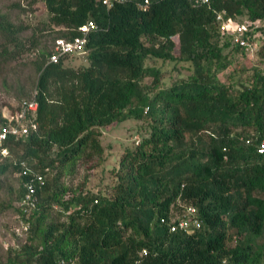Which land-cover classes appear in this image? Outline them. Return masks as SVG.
I'll return each instance as SVG.
<instances>
[{
    "label": "trees",
    "instance_id": "1",
    "mask_svg": "<svg viewBox=\"0 0 264 264\" xmlns=\"http://www.w3.org/2000/svg\"><path fill=\"white\" fill-rule=\"evenodd\" d=\"M27 1L44 4L58 38L79 36L89 21L96 28L86 36L87 64L64 67L69 56L48 64L50 52L36 55L34 33L29 45L21 39L30 24L0 15V57L34 53L38 73L37 130L0 144V177L18 174L19 202L30 178L22 164L43 177L37 209L27 216L16 207L32 236L7 264H264V44L259 66L237 78L244 50L214 15L260 22L264 43V0H148L145 11L143 0L109 9L102 0ZM126 121L144 131L124 149L110 189L72 192L65 176L101 158L102 128ZM187 207L199 229L173 232V213Z\"/></svg>",
    "mask_w": 264,
    "mask_h": 264
},
{
    "label": "rangeland",
    "instance_id": "2",
    "mask_svg": "<svg viewBox=\"0 0 264 264\" xmlns=\"http://www.w3.org/2000/svg\"><path fill=\"white\" fill-rule=\"evenodd\" d=\"M17 4L19 7L16 6ZM0 15L7 16L10 22L15 25L25 26L30 24V29L24 31L20 36L29 45L28 39L34 33L38 43L36 55L38 51L50 52L60 36V31L57 28H54V31L47 30L46 20H44L46 10L42 2L29 6L27 0H0ZM3 43V38L0 35V48ZM261 44H264L263 41L258 40V48ZM228 52L229 50H225L224 54ZM244 54L239 52L236 55L237 70L240 71L236 74L237 78L239 74L247 69L254 70L259 66L258 52L252 58ZM34 60V53L24 54L17 60L9 62L0 57V117L3 118L5 109L16 108L34 93L38 78V73L33 66ZM86 64L84 55L69 56L63 62L64 67L73 68L85 66ZM169 68L170 66L167 67V70ZM230 71H232V68H228L226 72L220 74V79L222 81L228 80L227 76ZM180 72L181 75L187 74L182 68ZM143 128V124L138 121H126L125 123L102 128L103 154L101 158L79 163L72 174L65 176L63 182L66 187L70 188L72 192L79 190L92 193L108 191L114 183V171L124 153V149L132 148L140 141L138 131H144ZM19 183L18 174L12 171L0 177V264H7L15 252H18L25 244L29 243V237L32 236L28 232L27 224L20 219L21 217L16 212V207H19L16 196L19 191ZM57 210L58 208H55V212L50 213L51 218H59L56 213ZM173 214V219H176L181 211L177 210ZM34 242L38 244V241L35 240Z\"/></svg>",
    "mask_w": 264,
    "mask_h": 264
},
{
    "label": "built area",
    "instance_id": "3",
    "mask_svg": "<svg viewBox=\"0 0 264 264\" xmlns=\"http://www.w3.org/2000/svg\"><path fill=\"white\" fill-rule=\"evenodd\" d=\"M194 6H209L210 0H188ZM126 0H102V5L107 9L111 8L114 3H124ZM149 5L148 0H143L138 3V8L145 11ZM215 21L217 23L219 32L222 36L228 37L231 43L239 48H243L244 53L252 58L258 52L257 41L261 38V33L257 29L262 25L260 22L243 21L242 23H235L226 18L225 11H218L214 13ZM96 28L92 21L80 27L78 31L79 36L71 40L65 38H58L48 57V64L57 63L63 57L73 55H85L86 50V36L91 30ZM36 91L31 98L21 102L16 107L15 111L12 109H5L3 112V119L5 123L0 126V144L4 142L9 136L21 137L26 135L30 130L36 131L37 124L36 114L38 110V103L36 101ZM258 153H264V139L261 140L258 148ZM1 155H7V150H2ZM24 176H29L28 182L25 183V194L23 199L19 202V207L22 208L23 213L27 216L37 209L38 197L36 194V185L42 184L43 177L35 174L22 164ZM96 203V201H95ZM196 209L187 207L186 212L173 220V224L178 220L177 224L172 225L171 230L182 231L185 233H192L195 229H199L200 222L196 216Z\"/></svg>",
    "mask_w": 264,
    "mask_h": 264
}]
</instances>
